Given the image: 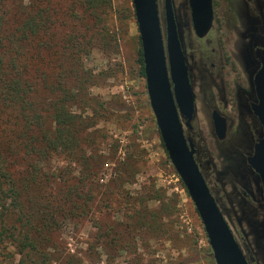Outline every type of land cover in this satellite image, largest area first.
Returning <instances> with one entry per match:
<instances>
[{
	"label": "rangeland",
	"instance_id": "1",
	"mask_svg": "<svg viewBox=\"0 0 264 264\" xmlns=\"http://www.w3.org/2000/svg\"><path fill=\"white\" fill-rule=\"evenodd\" d=\"M57 8L58 38L75 33L74 12L67 9L73 0H51ZM184 45H195V31L189 18L188 0H173ZM29 0H25V3ZM162 28L166 36L164 0H158ZM243 0H215L217 25L223 28L221 42L241 48L239 31L262 29L264 1L260 16L247 14ZM246 6V5H245ZM17 6L10 0L8 14ZM244 9V11H243ZM250 9V7H249ZM67 13H66V12ZM102 30L86 32V40L95 38L91 52L84 54L82 68L93 74L89 87L92 107L77 103L73 109L95 121L85 146L87 155L97 154L87 185L91 191L90 212L78 220L60 219L51 236L47 264H216L204 225L192 198L168 158L147 92L146 77L141 75L139 49L142 46L133 0H112V8ZM262 21H261V20ZM261 21V22H260ZM66 22V23H64ZM264 25V24H263ZM204 40H216L214 30ZM247 41V40H246ZM48 82L53 80L58 63L54 50L46 52ZM195 60L199 57L194 56ZM242 71L243 64L240 62ZM198 92L197 128L194 133L202 172L211 184L236 237L244 236L256 264H264V203L261 182L245 158L253 149L251 135L257 137L252 118L242 122L239 110L228 112L232 119L226 140H219L206 107V91L218 93L212 79L193 71ZM212 87V88H211ZM51 96L50 90L44 93ZM9 111V110H8ZM7 115H11V121ZM251 115V114H250ZM5 140L14 137L12 113H2ZM5 118V119H4ZM188 128H186V135ZM94 152V153H93ZM13 156V160L19 157ZM49 165L55 171L68 166L80 175L82 163L74 156L54 155ZM18 166V165H16ZM15 166V167H16ZM205 170V171H204ZM210 186V185H209ZM115 191L111 194V190ZM155 189L160 197L150 196ZM171 206V216L159 214L162 201ZM154 212V213H152ZM158 213V215H157ZM155 214V215H153ZM18 216L16 212L14 219ZM106 232V234H105ZM104 236H100L103 234ZM242 245V244H241ZM247 254L246 247H243ZM250 257L249 253L247 254ZM22 260L15 244H2L0 264H32Z\"/></svg>",
	"mask_w": 264,
	"mask_h": 264
},
{
	"label": "trees",
	"instance_id": "2",
	"mask_svg": "<svg viewBox=\"0 0 264 264\" xmlns=\"http://www.w3.org/2000/svg\"><path fill=\"white\" fill-rule=\"evenodd\" d=\"M7 2L0 0V108L12 113L15 135L5 140L0 118V247L15 244L22 260L34 258L32 264H47L51 256L46 245L60 219L74 221L90 212L87 185L97 154L87 155L85 146L95 121L73 106L80 103L100 113L89 98L93 74L82 68L81 60L95 40L93 36L86 40L85 31L94 35L93 31L103 29L112 0H73L67 9L75 13L74 27L79 30L61 38L54 32L61 8L51 0H12L17 6L12 14L4 10ZM49 50L59 61L51 63L58 68L51 82L45 57ZM139 63L146 77L142 46ZM48 90L50 97L44 95ZM57 154L80 158L81 174L74 175L68 166L53 170L49 163ZM14 155L18 160H13ZM150 196L165 200L155 189ZM160 208L163 218L171 216L169 204L162 201Z\"/></svg>",
	"mask_w": 264,
	"mask_h": 264
},
{
	"label": "water",
	"instance_id": "3",
	"mask_svg": "<svg viewBox=\"0 0 264 264\" xmlns=\"http://www.w3.org/2000/svg\"><path fill=\"white\" fill-rule=\"evenodd\" d=\"M140 32L147 92L169 158L183 180L208 236L216 264H250L232 226L202 172L198 149L186 128H193L197 107L184 42L173 0H164V36L158 0H133ZM189 18L202 38L214 24L213 0H188ZM264 61V60H263ZM259 103L254 106L264 126V62L256 76ZM215 132L225 139L227 123L214 111ZM257 173L264 203V135L244 160Z\"/></svg>",
	"mask_w": 264,
	"mask_h": 264
},
{
	"label": "flooded vegetation",
	"instance_id": "4",
	"mask_svg": "<svg viewBox=\"0 0 264 264\" xmlns=\"http://www.w3.org/2000/svg\"><path fill=\"white\" fill-rule=\"evenodd\" d=\"M243 1V4L245 3L244 7L247 14L249 13V10L254 13V17H257V15L260 16V7H262L264 0ZM213 5L215 14L214 24L212 29L206 36H208L211 31L214 30V33H216V40L209 39L201 42L207 37L205 36L200 38L195 34V45H191V43H188V46L184 45V50L186 51L185 53L188 58L187 64L189 66V75L191 83L194 87V92L196 94L195 101L197 111L199 95L195 89L194 80L197 76L193 74L194 70H197V72H202L208 79H212V82H214L215 87L218 91V93L215 92V94H210V90H207L205 92L207 95V99L204 100V103L211 112V123L213 124L214 130V111H218L226 119L227 134L225 139L219 140H226L228 138L229 127L232 124V119L228 116V112L233 113L234 111L237 112L239 110V112H241L242 114V122H247L248 119L252 118L251 120L253 125L249 126V128L255 129L257 134L256 138L253 134L251 135L253 144L251 153L253 154L256 144L264 135V126L259 116L256 114L254 108V106L259 103L256 76L262 69L264 62V23L260 26L262 28L260 30H255L249 33H247L245 30L238 32L239 41H243L242 51L241 48L239 50V48L237 47H227L226 44H222L220 40L221 33H219V31H223V28L217 25L215 0H213ZM194 56L199 57V59L195 60ZM241 60L244 71H242V69L240 68ZM192 124L193 128L188 129L187 135L193 138L196 145L195 139L197 138L196 136L194 137V133H196L197 128L196 118ZM208 183L211 187L209 181ZM241 241L242 243L238 239L240 245L242 244V248L246 247L247 254L249 253L250 255V264H256L254 262L255 259L251 252L250 246L244 236H242Z\"/></svg>",
	"mask_w": 264,
	"mask_h": 264
},
{
	"label": "built area",
	"instance_id": "5",
	"mask_svg": "<svg viewBox=\"0 0 264 264\" xmlns=\"http://www.w3.org/2000/svg\"><path fill=\"white\" fill-rule=\"evenodd\" d=\"M180 176V175H179Z\"/></svg>",
	"mask_w": 264,
	"mask_h": 264
}]
</instances>
